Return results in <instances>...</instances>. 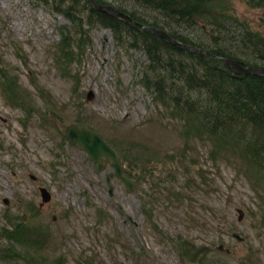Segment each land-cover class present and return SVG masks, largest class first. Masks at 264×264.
Listing matches in <instances>:
<instances>
[{
  "label": "rangeland",
  "instance_id": "1",
  "mask_svg": "<svg viewBox=\"0 0 264 264\" xmlns=\"http://www.w3.org/2000/svg\"><path fill=\"white\" fill-rule=\"evenodd\" d=\"M41 1L0 0V70L15 96L0 76V264H264L259 168L228 147L214 163L213 138L192 139L181 119L163 118L141 83L146 48L96 16L86 23L87 0L54 1L75 24ZM215 1L262 31L263 8ZM67 125L110 144L131 189L109 160L64 137Z\"/></svg>",
  "mask_w": 264,
  "mask_h": 264
},
{
  "label": "trees",
  "instance_id": "2",
  "mask_svg": "<svg viewBox=\"0 0 264 264\" xmlns=\"http://www.w3.org/2000/svg\"><path fill=\"white\" fill-rule=\"evenodd\" d=\"M97 1L115 4L137 21L162 27L182 42L203 47L217 55L236 58L241 64L264 67V33L254 31L231 14L213 12L216 6L207 8L211 0ZM249 2L264 7V0ZM133 4L156 10L164 14L167 20L148 21L131 10ZM58 6L57 10H62L72 22H77L73 10L62 8L61 3ZM89 16L86 19L88 24L94 23L96 16L98 22L119 34L130 31L137 33L133 44L140 42L152 61L149 70L153 71V77H145L148 87L163 104H171L175 113L183 114L190 125H196L198 134L191 136L199 140L213 138L211 154L215 153L221 159L223 149L228 147L230 152L239 151L264 167V75L236 74L220 59L192 52L185 47L171 46L165 38H160L154 32L98 12L93 7ZM196 30L207 34V39L202 38ZM166 47V51L188 57L191 60L190 67L188 64L180 65L177 58H171V53L166 54ZM0 72L8 88L12 87L9 76L2 70ZM6 72L10 73L11 70L6 68ZM167 89H170V95ZM256 134L261 137H253Z\"/></svg>",
  "mask_w": 264,
  "mask_h": 264
},
{
  "label": "water",
  "instance_id": "3",
  "mask_svg": "<svg viewBox=\"0 0 264 264\" xmlns=\"http://www.w3.org/2000/svg\"><path fill=\"white\" fill-rule=\"evenodd\" d=\"M92 2L98 6L100 9H105L107 10L110 14L112 15H117L120 17H123L124 19H128L129 21L134 22L130 16L128 14H124L121 11H119L117 8L109 6V5H105V6H99L98 4L95 3L94 0H92ZM135 23V22H134ZM147 28H152V27H147ZM156 32H158L159 35H164L166 36L169 40H171V42H173L174 40H172L168 35H166V33L164 31H160L157 29H154ZM175 42V41H174ZM226 64L230 67H232L234 70L238 71V72H256V73H264V69L261 68H255V67H244L241 66L236 60L233 59H227L224 58ZM69 134L73 137H76L78 141H80L84 147L86 149L89 150V152L92 153L94 159L96 160H100L101 155L103 154L107 159L111 157L112 159V163L114 164V166L116 167V171L117 173L123 178V180L125 181L126 185H128L129 187H131V183L130 181L124 176L122 167L120 165L119 159L115 153V151L110 147V145H108L104 140H102L98 135H96L93 131L88 130V129H76V128H69ZM47 194H45L44 199H47L49 196H46Z\"/></svg>",
  "mask_w": 264,
  "mask_h": 264
}]
</instances>
